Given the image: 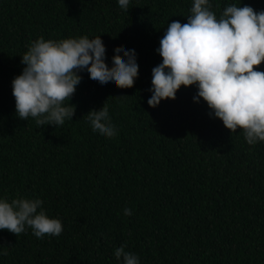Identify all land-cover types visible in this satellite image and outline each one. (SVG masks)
I'll return each instance as SVG.
<instances>
[{"label":"trees","instance_id":"1","mask_svg":"<svg viewBox=\"0 0 264 264\" xmlns=\"http://www.w3.org/2000/svg\"><path fill=\"white\" fill-rule=\"evenodd\" d=\"M237 2L213 0V10ZM132 3L125 13L116 0H0V196L41 198L63 229L0 230V264H118L121 244L140 264H264V142L248 145L210 116L193 85L148 105L159 39L168 22H186L192 0ZM85 34L103 42L109 68L116 50L135 49L133 86L102 89L85 72L62 126L18 118L11 80L27 45ZM104 105L110 138L85 124Z\"/></svg>","mask_w":264,"mask_h":264},{"label":"clouds","instance_id":"2","mask_svg":"<svg viewBox=\"0 0 264 264\" xmlns=\"http://www.w3.org/2000/svg\"><path fill=\"white\" fill-rule=\"evenodd\" d=\"M116 3L125 13L135 5L132 0ZM90 37L40 35L27 45L20 55L23 68L11 80L18 118L62 126L74 117L76 105L70 99L85 72L102 89L133 86L139 68L135 49L116 50L109 68L103 42ZM156 51L162 60L151 69L149 106L174 99L181 85H193V101L203 98L210 116L221 119L231 132L239 128L248 145L264 142V70L254 67L264 61V9L238 0L217 14L213 0H192L186 22H168ZM88 113L85 124L94 134L116 135L105 105ZM123 211L132 214L127 207ZM28 228L37 238H58L63 231L60 220L46 214L41 198L0 196V230L18 235ZM113 255L118 264H140L139 256L126 251L124 244L115 247Z\"/></svg>","mask_w":264,"mask_h":264}]
</instances>
